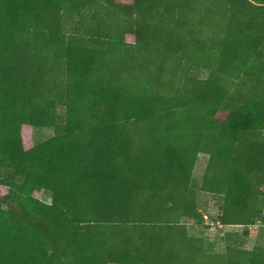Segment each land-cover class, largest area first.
Returning a JSON list of instances; mask_svg holds the SVG:
<instances>
[{
	"label": "trees",
	"instance_id": "obj_1",
	"mask_svg": "<svg viewBox=\"0 0 264 264\" xmlns=\"http://www.w3.org/2000/svg\"><path fill=\"white\" fill-rule=\"evenodd\" d=\"M199 193L264 226V0H0V264H264Z\"/></svg>",
	"mask_w": 264,
	"mask_h": 264
},
{
	"label": "rangeland",
	"instance_id": "obj_2",
	"mask_svg": "<svg viewBox=\"0 0 264 264\" xmlns=\"http://www.w3.org/2000/svg\"><path fill=\"white\" fill-rule=\"evenodd\" d=\"M201 77L204 76L202 73ZM59 115L62 114L58 110ZM53 135L52 128H33L31 130V140L34 144L40 143ZM208 157L204 154H199L193 170V177L200 180L205 171ZM34 196L43 202L50 203L51 195L46 190H40L34 193ZM220 200L206 193L198 194V205L201 213L203 214V224L196 226L192 223L188 224V229L191 235L207 237L210 241L215 243L217 250H222L226 239L230 237L243 244L245 248H251L255 245L264 244V235L262 229L264 226L256 224L247 228L242 227H222L215 223V218L219 213Z\"/></svg>",
	"mask_w": 264,
	"mask_h": 264
}]
</instances>
